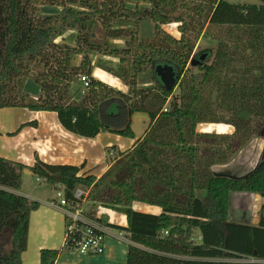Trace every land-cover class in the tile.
Masks as SVG:
<instances>
[{
    "label": "trees",
    "instance_id": "trees-1",
    "mask_svg": "<svg viewBox=\"0 0 264 264\" xmlns=\"http://www.w3.org/2000/svg\"><path fill=\"white\" fill-rule=\"evenodd\" d=\"M45 5L60 11L42 13ZM143 20L153 28V39L144 42L139 34ZM170 23H177L179 38L162 29ZM97 25L105 39L124 37L126 48L95 42ZM209 26L220 31L212 36L217 48L201 53L204 60L192 64L199 56L195 45ZM67 30L76 31L74 45L64 42ZM92 51L120 56L119 68L108 70L125 82L126 93L91 76ZM75 55L82 56L79 66L72 65ZM127 56L131 69L123 65ZM158 64L171 65L178 75L172 89L166 90L156 76ZM144 72L150 73L153 85L138 87L136 76ZM82 74L88 75L89 84L75 100L79 89L73 88ZM27 79L39 86L36 99L23 90ZM8 107L55 112L65 130L84 138L100 132L134 138L131 115H148L146 130L131 148L106 149L111 165L99 177L39 159L28 168L43 183L62 186L67 197L77 188L87 191V216L120 230L129 241L125 264H264V145L246 177L231 179L212 171L252 138L264 141L263 4L0 0V108ZM201 123L229 124L234 131H198ZM25 168L0 157V232L10 231L9 248L0 244V264H22L30 214L39 207V202L14 193L21 188ZM239 193L262 198L256 224L229 219L231 196ZM135 201L158 206L161 212L136 211ZM97 206L124 214L126 225L97 218ZM62 250H70L68 241L61 249H41L40 264H54Z\"/></svg>",
    "mask_w": 264,
    "mask_h": 264
},
{
    "label": "crops",
    "instance_id": "crops-1",
    "mask_svg": "<svg viewBox=\"0 0 264 264\" xmlns=\"http://www.w3.org/2000/svg\"><path fill=\"white\" fill-rule=\"evenodd\" d=\"M45 12L50 13L49 11ZM150 28L146 32L147 35H151L153 32ZM162 29L175 38L180 36L177 23L162 25ZM73 31L76 35V31ZM96 54L98 56L102 55L100 53ZM81 60V55H75L72 58V65L79 66ZM91 76L122 92L126 93L128 91L126 85L118 78L113 77L111 73L105 71L101 65L95 64L92 66ZM31 82V79H27L24 82L23 90L31 98L36 99L39 93ZM81 85L82 83L74 87L73 90L80 88L82 93ZM141 122L145 124L144 132L149 124L148 115L143 112H135L131 115L130 127L132 130H135L134 124ZM132 132L134 138L110 132H100L94 138H84L65 130L59 123L55 112L33 111L22 107L0 108V157L22 163L27 168L33 166L36 159L48 164L73 165L80 167L78 175L93 174L99 177L110 165L105 164L106 148L115 146L119 151L131 148L135 140L143 134L142 132L138 136L134 131ZM14 193L22 195L28 200L39 202V207L30 214L27 247L21 258L22 264H40L41 249H61L63 247L65 238L64 217L51 204L53 196L41 198L36 195L34 189L22 190V185L20 190L14 191ZM233 196V205L234 198H239V205L248 207L249 213L247 215L245 212L236 211L234 216L237 219L235 222L256 224L261 214L262 198L258 194L249 193H239ZM132 208L136 211L151 214L161 212L158 206L138 201L132 203ZM96 217H100L110 225L125 226L127 223L124 215L106 208H98ZM109 227L116 234L117 229L113 226ZM127 244L128 242L118 240L114 236H106L102 254L88 255L72 250L69 252L68 250H62L54 264H125Z\"/></svg>",
    "mask_w": 264,
    "mask_h": 264
},
{
    "label": "rangeland",
    "instance_id": "rangeland-1",
    "mask_svg": "<svg viewBox=\"0 0 264 264\" xmlns=\"http://www.w3.org/2000/svg\"><path fill=\"white\" fill-rule=\"evenodd\" d=\"M229 3H233V4H251V3H260L259 0H225ZM46 7V8H45ZM40 7V11L43 13H46L45 11H49V14H57L60 11L59 7L56 6H48L45 5ZM152 26V23L149 20H143L140 25H139V34L141 37V40L147 41V40H151L153 39V32L151 35H147V31L149 30V28ZM151 30H153V28H150ZM94 31L96 32L97 38L95 39V42L98 43H102L103 41L107 40V46L109 49H117V50H121L126 48V39L124 37H120V38H109V39H105L103 36V29L97 25L94 27ZM220 35V31L212 26H209L207 28V32L204 36H201L194 48V53H198L199 55L201 53H205L207 50L211 51L212 53L216 50L217 48V42L214 38H212V36H218ZM64 42L68 45H74L75 43V32L73 30H67L64 35ZM58 42H61L60 40ZM96 53H100L97 51H92L89 54L90 57V61H91V65H101L102 68L107 71L108 73H111L108 69H113V70H117L120 66V56L118 54H108V53H100L102 54L101 56H98V54ZM125 63L123 64L124 67H126L127 69H131L130 66V57L127 56L125 57ZM92 65V66H93ZM40 68H37V70H39ZM113 77L118 78L124 85L125 82L117 75L111 73ZM34 86H35V90L38 91L39 93V86L37 83H35L33 80L31 82ZM136 83L138 87H149L153 85V79L150 75L149 72H144V73H139L136 76ZM127 86V85H126ZM81 89L84 90L83 86L81 85ZM112 87V86H111ZM128 88V86H127ZM119 90V89H118ZM177 92V89L175 90ZM26 92V91H25ZM83 92V91H82ZM37 93V94H38ZM34 94V93H33ZM81 91L79 88V91L75 93L74 98L76 100H79L81 97ZM35 95V94H34ZM137 117V116H136ZM135 130H132L135 132L136 135H141L143 130L145 129V124L141 123H137L133 125ZM197 130L198 131H216L218 133H232L234 131V128L229 125V124H211V123H201L197 126ZM262 146V140L260 137H254L252 138V140H250L248 142V144L243 147L231 160L230 162L232 163V161H235V163H237L242 157H243V162H241V165L244 166V164H247L246 162H251L252 164L256 161L257 157H258V153L259 150ZM245 148H247L248 150H246ZM107 149V148H106ZM245 149V150H244ZM106 155V160H105V164H110V158L107 155V151L105 152ZM229 162V163H230ZM108 165V167L110 166ZM241 166H238V170H241L242 168H240ZM215 169H219L218 167H215ZM35 190L36 195H38L41 198H45L48 196H53V198L55 197V188L51 187L50 185L46 184V183H39L36 180V176L34 175H28V174H24L22 175V190ZM234 197V196H233ZM238 197V196H237ZM234 205H233V201H232V205L234 206L233 209V214L235 212L234 215H236V211H242L248 213V207H246L245 205H239V198H234ZM260 199V198H259ZM139 202V201H138ZM143 203V202H142ZM253 203V202H252ZM254 204V203H253ZM251 205V202H250ZM100 209V208H104L101 206H97L96 209ZM256 208V207H255ZM108 209V208H106ZM246 209V210H245ZM111 210V209H110ZM113 211V210H112ZM116 212V211H114ZM119 213V212H117ZM258 213V210H257ZM122 214V213H120ZM124 215V214H122ZM232 215V219L235 218V216ZM125 216V215H124ZM0 244L3 246V248L5 250H7L10 246V231L8 228H3L2 231L0 232ZM70 250H68L69 252ZM73 251V250H72ZM238 260V259H237ZM245 260V259H244ZM239 261H243L240 260Z\"/></svg>",
    "mask_w": 264,
    "mask_h": 264
},
{
    "label": "built area",
    "instance_id": "built-area-1",
    "mask_svg": "<svg viewBox=\"0 0 264 264\" xmlns=\"http://www.w3.org/2000/svg\"><path fill=\"white\" fill-rule=\"evenodd\" d=\"M80 81L84 89L88 87V75H80ZM36 180L44 182L41 178H37ZM87 193L84 189L77 188L71 197H67L62 186L58 185L55 188V197L51 204L64 217V242L68 241L70 250L80 254H102L104 252V240L106 236H114L118 240H124L129 243L120 230L117 229L116 234H114L111 227L87 216L86 211L89 204L86 197ZM249 260L254 261L253 259Z\"/></svg>",
    "mask_w": 264,
    "mask_h": 264
},
{
    "label": "water",
    "instance_id": "water-1",
    "mask_svg": "<svg viewBox=\"0 0 264 264\" xmlns=\"http://www.w3.org/2000/svg\"><path fill=\"white\" fill-rule=\"evenodd\" d=\"M259 2L264 5V0H259ZM204 58H205V54H200L198 56V59H192V64L203 61ZM155 74L159 78L160 82L162 83L163 87L166 90L172 89L173 87L176 86L177 81H178V75L176 74V72L174 71V69L171 65H169V64H158V65H156ZM261 140H262V146L259 150L258 157L253 164L251 162L250 163L246 162L247 164H244V166H242L241 162H243V160H244L242 157L237 163H235V161H232V163L229 161L230 163L228 162V163L222 164V165H214L212 167V171H213L214 175L215 176L228 177L231 179H241V178L246 177L257 166V163L259 161V158H260V155H261V152L263 149V145H264V141L262 138H261ZM245 149L248 150L247 148H245ZM238 166H241L240 168H242V169L238 170L237 169ZM215 167H218L219 169H215ZM23 173L28 174V175H33L32 172L30 171V169H28V168H25L23 170ZM233 195H235V194H232V196ZM232 196H231V200H230V206H229V213L228 214H229L230 220L236 221V219H237L236 216L234 219H232V217H231L232 215H234L233 214L234 206L232 205ZM231 208H232V211H231Z\"/></svg>",
    "mask_w": 264,
    "mask_h": 264
}]
</instances>
